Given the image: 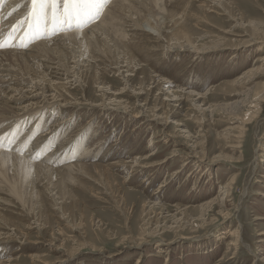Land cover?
Segmentation results:
<instances>
[{"label":"rangeland","instance_id":"obj_1","mask_svg":"<svg viewBox=\"0 0 264 264\" xmlns=\"http://www.w3.org/2000/svg\"><path fill=\"white\" fill-rule=\"evenodd\" d=\"M162 2L200 54L172 52L185 40L169 22L161 38L146 25L127 27L134 57L120 69L84 44L73 53L84 51L91 67L78 75L64 71L71 50L42 57L39 93L18 78L29 68L15 67L9 87L25 86L20 106L36 113L28 124L8 121L14 137L13 129L23 134L3 151L32 161L55 152L66 162L38 161L58 173L21 169L22 200L0 193V264H264V0ZM18 9L39 19L31 0Z\"/></svg>","mask_w":264,"mask_h":264},{"label":"bare ground","instance_id":"obj_2","mask_svg":"<svg viewBox=\"0 0 264 264\" xmlns=\"http://www.w3.org/2000/svg\"><path fill=\"white\" fill-rule=\"evenodd\" d=\"M9 1H10V4L13 3V7L10 9L9 8L10 5H8L6 7V9H7L6 10L5 8H3V5L6 2H8V0H0L1 4L4 3L1 6L2 13L6 14L9 11L8 15L10 16V14H12L16 9L19 8L18 11H20V6H22V4H23V2L25 0H15V2H13L12 0H9ZM106 1H107V3H106L105 7L103 8V10L101 12L102 13L101 17L98 20H96V22H94L89 28H87V29H85L83 31H79V32L78 31H73V32L61 34V35H59L57 37H54V38H51V39L50 38L49 39H44V40H42V41L32 45L31 47H28V48L24 49V50H16V49L7 50L6 49L4 51L3 50L0 51V130H1V128H7L9 126L8 125V121H10L12 119H16L17 120V118L18 119H25L26 118L27 119L26 122L28 124L29 114H31L32 111H34L31 108L32 111L27 112L25 110L26 108L24 106H20L22 101L29 97V96L26 97L28 93H26V91H23L25 86H24L23 89H16V88H13V86L9 87V83L12 82L13 78H15V76L17 75V72H20L17 68H15V67H17L19 65H23L22 67L25 66V68H27V69L29 68L28 71H24V75L25 76L21 74V76H19V77L16 76V77L20 78L23 81L22 83L25 82V84H30V82H31V85H32L31 89L33 90V91H30L31 93L32 92L35 93L36 91L38 92L39 90L43 89L42 88V84L40 85V82H38V80H37V78L40 79V77L38 75L39 74L38 73V69L42 68V64H41V62H43L42 61V57L43 58H46V57L48 58V56L50 57L51 54L55 55L56 53H57L56 55L58 56L61 51L70 52V50H71V52L73 53L74 46H77V48H78V45L79 46L80 45L83 46V44H84L85 47H90L92 49L96 48V50H98L97 51L98 54L100 53V55H104V57L111 58V60L113 62L112 65H114L115 68L120 69V68H122L124 66V64H122V63H127L131 58L134 57L133 53L130 51V47H129L128 43H127V39H126V35H125V29L127 27H133V28H137V29L141 30L142 26L146 25L148 28H150V29H152V30H154L155 32L158 33V38H161L163 36V34L165 33L164 25L166 26L167 23L169 24V22L173 23V28H172V31L170 30V33L173 32L176 36H182L183 39L185 40L184 41L185 45L179 44L178 42H179L180 39H178V37H177L176 38L177 39L176 42H177V45L179 44L181 49H179V50L174 49V51L172 50V52L182 51V52H195L196 54H200L201 53V52L198 51V49L196 50L195 47L192 46V42L190 40V37L188 36V32L184 29V26L181 23L182 17H181V19H172V17L170 19H166V17H164V14H165L166 10L164 11L165 7L163 6L164 5L163 2L160 4L161 0H154L153 1L154 4L159 5V6L156 5L155 7H157V8L159 7L160 9L161 8L163 9V10L159 9L160 11H162V13L158 12L159 13L158 15L157 14L154 15L153 11H151L150 8L145 7L146 5L144 3H142V1H140V0H113L111 3H110V0L109 1L105 0V2ZM138 1H139L140 4H138ZM108 4H109V6H108ZM137 4H138V6L140 5L141 7H145L144 9L147 10L148 14L147 15H143V14H141V11H140V13L136 12L135 10L137 8L134 9V7H135V5L137 6ZM103 5H104V3L101 4V6H103ZM101 9H102V7H101ZM101 9H100V11H101ZM16 16H17V12H14L13 15H12L13 18L9 17L8 20L6 21V23L15 22L16 21L15 20ZM2 25H4V24L2 23ZM129 29H131V28H129ZM11 31H12V29H10L8 32L5 29L3 30V33H2L3 36H5L6 33H8L5 36V38H4L5 40L8 38V36H9ZM97 43L98 44L99 43L102 44V47L99 48L100 50L97 49V45H96ZM6 44H8V43H6ZM183 47H192V48L188 49V48H183ZM78 51H80V49ZM87 52H89V51H87ZM82 53H80V55H78V53H77V55L73 53V56L71 58L72 60L71 59H70V61L67 60L70 65L67 66V68L64 67L66 69V70L64 69V71H66L68 73L74 72V74L76 73L78 75V73H81L83 70L85 71V69L87 67L88 68L91 67V65L89 63L87 64V59L82 60L86 56V54L82 55ZM66 57H68V56H66ZM96 57H97V55H96ZM65 58H64V60H65ZM94 58H93V60H94ZM88 59H91V58H88ZM257 60H261V62L264 63V58L262 60V57H260V56L258 57ZM58 64H59V62H58ZM71 64H73V65L71 66ZM83 64H86V65H83ZM45 67L48 68L49 66L48 67L45 66ZM125 67L127 68V65ZM23 70H24V68H23ZM30 71L32 73H30ZM53 74H55V73H53ZM66 75L64 74V76H66ZM43 77H44V74H43ZM21 80H19V81H21ZM50 83H51L50 81H48V83H47V84H49L50 89H53L55 91L57 90V92H58L59 89H61V88H59L57 86V84H61V83H57L56 85L54 84L55 86L53 84H50ZM165 83L168 84L167 82H165ZM192 84H193V82H192ZM13 85H14V83H13ZM19 85H21V84H19ZM51 86H53V87H51ZM44 91H46V90H44ZM44 91L40 92V94H38L39 92L34 94L32 96V98H34V99L40 98V96L43 95ZM183 94H185V93H183ZM188 94H189V96H192V95L195 96V94L193 92H187V96H188ZM23 103H24V101H23ZM52 104L49 105L50 108L52 106H54ZM44 106L45 105H43L40 109H44L45 108ZM59 106L62 107L63 105H59ZM65 106L68 107V108H72L70 103H68V102H65L63 107H65ZM34 112L36 113V111H34ZM32 114H34V113H32ZM32 114H31V116H32ZM134 117H138V115H135ZM38 120H40V119H38ZM3 121H5L4 124H2ZM20 124L22 125L23 123H20ZM14 128H16V127H14ZM18 128L20 129V127H18ZM32 128L34 129L33 126H32ZM10 129H11V131H10ZM60 129H62V128H60ZM6 130L10 131V132L6 133L5 132ZM35 130L33 132H35ZM5 131H4V133H2L0 135V146L1 147L4 146L6 143H8L7 137L10 134H12V133H13V135L15 134V132H12V127L11 128L8 127L7 129H5ZM35 133L33 135H35ZM22 134L23 133L21 131L19 133V135H15V137H17V138H15L16 141L19 138H21ZM43 136H44V133L42 135H40V138L43 137ZM2 138H4L5 141H7V142L5 143V142L1 141ZM8 139H10V138H8ZM12 139L14 140V138H12ZM47 142H48V140H47ZM27 146H28V148H27ZM29 147H30L29 143H26L25 144V148H27L28 151L30 149ZM46 147L48 148L50 146L45 145L44 148H46ZM39 149L42 150V148H39ZM3 150L4 149H2V150L0 149V193H2V192L3 193L4 192L8 193L9 192V194H11L12 196L16 197L19 200H22V198H24L25 194L27 193L26 188L22 185V183H23L22 181H24L26 179L25 178H23V179L21 178L23 176L25 177V175H21V173H22L21 169L24 168L26 170L27 169L31 170L32 168H35L33 170H42V169L46 170V168H45L46 164L43 166L44 163L42 164L41 162H44V161H45V163H47L48 161L49 162L50 161H53V162L58 161L59 162L60 159L62 161H64V162H66L62 158L58 159L54 155L55 152L53 154H48L47 156H45L44 159H40L41 160V162H40L41 164H40L38 162L40 160H38V161L34 160L35 162L32 161L33 159L31 160V158L28 157V155H27L28 153H26L27 156H25V155L18 156V155H15V153H11L10 151L9 152H4L5 150L4 151ZM73 151L76 152L77 151V147L74 148ZM70 154H72V153H70ZM89 154H90L89 151H83L82 154H80V156H85V155L87 156ZM154 155L155 154L150 155V156H154ZM71 165L66 166L64 168L71 169L70 168ZM79 167H82V166L80 165ZM50 168H51V166L49 167V169L47 168L46 172L50 173V171H51L53 173L54 172L58 173L60 171V168H58V169H56V168L50 169ZM14 169H17V171L15 172L17 175L14 174L13 176H10V172L13 173L15 171ZM37 173H38V171H37ZM29 175L30 174L27 175V179H28ZM46 176H47V174L45 175V177ZM234 178L235 177H230V179H231L230 182L231 183L234 181ZM29 179H31V178H29ZM33 179H34V177H33ZM29 182H28V184H30ZM31 183H32V181H31ZM166 183L167 182L165 181L160 186V189L164 188ZM23 184L25 185V183H23ZM30 190H33V189H30ZM157 191H159V189ZM211 203H212V201H208V203H206V204L210 205ZM226 216H228V215H226ZM159 255L160 256H164V255H167V254L165 252H163V251H160ZM222 260H223V258L219 259V263ZM67 263H68L67 260H63L60 264H67Z\"/></svg>","mask_w":264,"mask_h":264},{"label":"snow or ice","instance_id":"obj_3","mask_svg":"<svg viewBox=\"0 0 264 264\" xmlns=\"http://www.w3.org/2000/svg\"><path fill=\"white\" fill-rule=\"evenodd\" d=\"M103 0H62V16L56 15L57 0H31L32 15L46 17L51 10L52 20L59 23L75 21L79 24L91 18ZM4 38L0 37V48L5 47Z\"/></svg>","mask_w":264,"mask_h":264}]
</instances>
